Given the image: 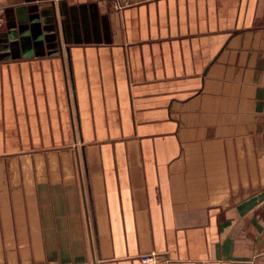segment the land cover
Segmentation results:
<instances>
[{
    "label": "crops",
    "instance_id": "1",
    "mask_svg": "<svg viewBox=\"0 0 264 264\" xmlns=\"http://www.w3.org/2000/svg\"><path fill=\"white\" fill-rule=\"evenodd\" d=\"M0 16V264H264V0Z\"/></svg>",
    "mask_w": 264,
    "mask_h": 264
},
{
    "label": "built area",
    "instance_id": "2",
    "mask_svg": "<svg viewBox=\"0 0 264 264\" xmlns=\"http://www.w3.org/2000/svg\"><path fill=\"white\" fill-rule=\"evenodd\" d=\"M98 1L99 3H102L103 0H95ZM4 26V18L2 16H0V29H2ZM166 260V257H161V256H148V257H144L142 259L143 264H154V263H160Z\"/></svg>",
    "mask_w": 264,
    "mask_h": 264
}]
</instances>
